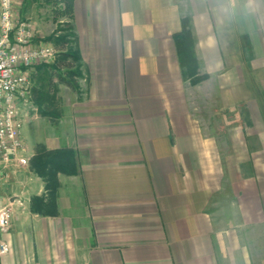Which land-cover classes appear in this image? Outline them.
<instances>
[{
    "label": "crops",
    "instance_id": "0c3cea01",
    "mask_svg": "<svg viewBox=\"0 0 264 264\" xmlns=\"http://www.w3.org/2000/svg\"><path fill=\"white\" fill-rule=\"evenodd\" d=\"M69 18L80 92L57 78L55 99L21 104L0 264H264V0H73ZM56 149L76 173L43 215L39 157Z\"/></svg>",
    "mask_w": 264,
    "mask_h": 264
},
{
    "label": "built area",
    "instance_id": "2783aa9c",
    "mask_svg": "<svg viewBox=\"0 0 264 264\" xmlns=\"http://www.w3.org/2000/svg\"><path fill=\"white\" fill-rule=\"evenodd\" d=\"M19 0H0V161L17 160L27 163L20 154L21 104L32 91L31 71L35 64L55 55V49L37 41L30 21L21 18ZM11 213L0 207V231L9 227ZM10 245L0 235V256L8 253Z\"/></svg>",
    "mask_w": 264,
    "mask_h": 264
},
{
    "label": "rangeland",
    "instance_id": "374dc122",
    "mask_svg": "<svg viewBox=\"0 0 264 264\" xmlns=\"http://www.w3.org/2000/svg\"><path fill=\"white\" fill-rule=\"evenodd\" d=\"M19 2L20 17L31 22L37 41L42 40L47 45L52 46L55 49L54 56L48 58L46 61H40L34 65L30 74L33 85L32 91L25 103L33 101L40 102L41 104V101H43L45 98L47 99L48 103V99H55L57 95L56 87L58 82H55V79H57L58 76L57 72H63V70H61L58 66L60 59L65 57L64 54H62V51H75L74 46L72 45L73 31L71 28V21L68 14L65 12V1L63 0H30L26 5L25 10L23 8L24 0H19ZM62 39L67 41V45L64 50H60L58 48V43L62 41ZM65 59L76 64V66L79 65L78 60H75L73 57H68ZM48 88L51 89L52 92L49 90L47 93L46 89ZM260 93L264 98V89H260ZM38 109H40V112L37 111L38 114L43 117L47 116L48 113H45L44 110H41V106H39ZM55 122H59V117H57ZM56 150L51 151V153ZM49 154V152L46 153V157ZM262 231H264L263 228ZM253 235L254 233L252 231V233H250V239ZM251 244V246L254 245V243ZM252 252L254 253L255 258H264V250L259 251V253H257L255 250Z\"/></svg>",
    "mask_w": 264,
    "mask_h": 264
},
{
    "label": "trees",
    "instance_id": "16d2710c",
    "mask_svg": "<svg viewBox=\"0 0 264 264\" xmlns=\"http://www.w3.org/2000/svg\"><path fill=\"white\" fill-rule=\"evenodd\" d=\"M30 0H24V10L26 8L27 3ZM65 1L64 9L66 10V14L71 16V7L73 0H63ZM71 28L73 31V25L71 24ZM74 32L72 34V37ZM176 39H183L184 44L182 49L180 48V55H184L187 60H190L194 64V69L197 67V60L192 51L193 39L191 36V32L188 26V20H183V30L176 36ZM67 41L62 39L58 43V48L60 50H64L66 48ZM65 57L60 59L58 62V66L65 68L64 73H59L57 78L58 81L67 87H69L72 91L79 93L80 92V80L82 78V72L79 68V65L72 63L71 61H67L65 58L73 57L75 60H79V55L77 51H62ZM183 60V59H182ZM194 70V71H195ZM192 82H198L206 77V75L195 76V73L192 75ZM40 158V165L37 169L39 175H41L45 179V189L46 193L40 196H36L33 199L32 207L36 212L43 215H56L58 212L57 201H56V192L59 186L58 182V173L63 172L65 174H74L76 173V165L75 158L72 151L69 149H60L50 153L45 158Z\"/></svg>",
    "mask_w": 264,
    "mask_h": 264
}]
</instances>
